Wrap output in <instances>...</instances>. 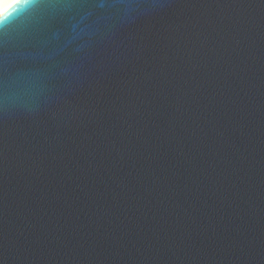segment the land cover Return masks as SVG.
<instances>
[{
    "label": "water",
    "instance_id": "1",
    "mask_svg": "<svg viewBox=\"0 0 264 264\" xmlns=\"http://www.w3.org/2000/svg\"><path fill=\"white\" fill-rule=\"evenodd\" d=\"M0 264H264V0L0 16Z\"/></svg>",
    "mask_w": 264,
    "mask_h": 264
},
{
    "label": "clouds",
    "instance_id": "2",
    "mask_svg": "<svg viewBox=\"0 0 264 264\" xmlns=\"http://www.w3.org/2000/svg\"><path fill=\"white\" fill-rule=\"evenodd\" d=\"M18 3H20V0H0V16L9 12V9H13Z\"/></svg>",
    "mask_w": 264,
    "mask_h": 264
},
{
    "label": "snow or ice",
    "instance_id": "3",
    "mask_svg": "<svg viewBox=\"0 0 264 264\" xmlns=\"http://www.w3.org/2000/svg\"><path fill=\"white\" fill-rule=\"evenodd\" d=\"M15 7V6H14ZM12 9H9V12L11 11Z\"/></svg>",
    "mask_w": 264,
    "mask_h": 264
}]
</instances>
